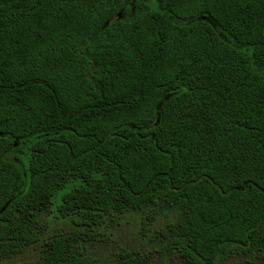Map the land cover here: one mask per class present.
<instances>
[{"label": "trees", "instance_id": "16d2710c", "mask_svg": "<svg viewBox=\"0 0 264 264\" xmlns=\"http://www.w3.org/2000/svg\"><path fill=\"white\" fill-rule=\"evenodd\" d=\"M170 207L187 262L264 260V0H0V257L103 264V221Z\"/></svg>", "mask_w": 264, "mask_h": 264}, {"label": "rangeland", "instance_id": "374dc122", "mask_svg": "<svg viewBox=\"0 0 264 264\" xmlns=\"http://www.w3.org/2000/svg\"><path fill=\"white\" fill-rule=\"evenodd\" d=\"M133 0H128L131 3ZM148 209L129 211L124 215L106 219L96 227L98 234L90 242L87 250L101 259L103 264L115 262L124 251H132L137 257L149 258L150 264H192L187 262L175 248L171 246L175 236L173 225L178 219V210L172 207L163 210H150L147 221L148 228L142 226L146 222L144 216ZM76 217L63 218L55 209L39 215V230L42 238L67 232L75 223ZM171 226L169 227V224ZM80 227V226H76ZM42 242L24 248L19 253L0 257V264H22L39 257ZM217 264H264L263 259L250 258L242 254H232L218 259Z\"/></svg>", "mask_w": 264, "mask_h": 264}]
</instances>
